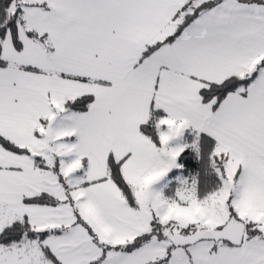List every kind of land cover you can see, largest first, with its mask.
<instances>
[{
  "label": "snow or ice",
  "instance_id": "obj_1",
  "mask_svg": "<svg viewBox=\"0 0 264 264\" xmlns=\"http://www.w3.org/2000/svg\"><path fill=\"white\" fill-rule=\"evenodd\" d=\"M0 264H264V0H0Z\"/></svg>",
  "mask_w": 264,
  "mask_h": 264
}]
</instances>
